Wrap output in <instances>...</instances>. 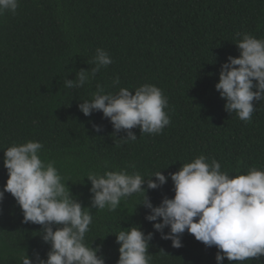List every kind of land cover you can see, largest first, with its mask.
Wrapping results in <instances>:
<instances>
[{
  "label": "trees",
  "instance_id": "1",
  "mask_svg": "<svg viewBox=\"0 0 264 264\" xmlns=\"http://www.w3.org/2000/svg\"><path fill=\"white\" fill-rule=\"evenodd\" d=\"M236 33L264 38V0H19L15 14L0 16V190L8 179L4 150L39 141L40 158L55 162L73 198L93 214L85 243L99 248L105 264H117L115 234L132 226L153 233L150 264H217V248L187 231L180 248L162 239L154 222L145 219L149 209L140 205L142 194L122 200L114 212L93 208L86 177L127 169L149 178L161 171L167 182L146 193L159 206L174 197L169 174L200 155L208 163L218 161L230 176L253 167L264 170V102L253 101L251 121H241L225 110L226 100L215 89L221 65L239 56ZM97 48L113 63L83 88L65 87L66 79L95 66ZM116 76L120 84L114 87ZM145 83L160 88L168 100L170 124L160 134L133 128L137 140L126 143L118 140L126 132L114 135L102 111L85 116L79 110L97 85L115 95L120 87L134 91ZM41 231V225L23 221L14 197L5 193L0 264H22L24 252L47 259L50 245ZM243 264H264V256Z\"/></svg>",
  "mask_w": 264,
  "mask_h": 264
},
{
  "label": "clouds",
  "instance_id": "2",
  "mask_svg": "<svg viewBox=\"0 0 264 264\" xmlns=\"http://www.w3.org/2000/svg\"><path fill=\"white\" fill-rule=\"evenodd\" d=\"M18 7L19 0H0V16L15 14ZM236 37L239 56H229L221 65L215 89L226 100L225 110L247 122L256 110L253 101L264 102V38L247 33H236ZM92 63L95 66L91 70L81 69L75 79H66L64 86L83 88L113 60L107 51L97 48ZM112 84H120L119 76ZM78 107L85 116L102 111L103 117L112 123L114 135L121 130L126 132L125 138L118 139L126 143L137 140L133 128L152 135L160 134L170 124L165 112L167 97L149 83L134 91L120 87L115 95L105 93L97 85L92 98ZM94 128L101 130L97 125ZM42 148L39 141L29 140L4 150L8 179L0 190V201L5 193H10L23 213V221L41 225L39 235L50 245L47 259L38 253L32 259L24 252L22 264H105L97 254L99 248L85 243L93 214L73 198L55 162L45 163L40 158ZM103 167H108L106 161ZM169 176L174 197H165L159 206H153L146 193L167 182L169 177L161 171L149 178L127 169L90 173L86 178L91 183L92 207L97 210L114 212L122 200L142 194L140 205L149 209L145 219L154 222V230L161 233L162 239L170 240L174 248L182 247L181 236L187 231L205 246L217 248V264H223L225 259L243 264L264 256V170L253 167L247 174L230 176L221 170L218 161L208 163L200 155ZM145 184L147 188L143 187ZM165 228L169 229L167 233ZM115 236L119 245L117 264H150L152 255L148 249L153 233L145 234L139 226H132Z\"/></svg>",
  "mask_w": 264,
  "mask_h": 264
}]
</instances>
